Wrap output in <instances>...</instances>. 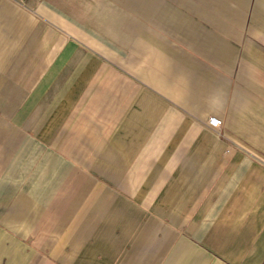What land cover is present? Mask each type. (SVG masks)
<instances>
[{"label": "crops", "instance_id": "crops-1", "mask_svg": "<svg viewBox=\"0 0 264 264\" xmlns=\"http://www.w3.org/2000/svg\"><path fill=\"white\" fill-rule=\"evenodd\" d=\"M2 263L264 264V0H0Z\"/></svg>", "mask_w": 264, "mask_h": 264}, {"label": "rangeland", "instance_id": "rangeland-1", "mask_svg": "<svg viewBox=\"0 0 264 264\" xmlns=\"http://www.w3.org/2000/svg\"><path fill=\"white\" fill-rule=\"evenodd\" d=\"M2 264H9V263H2ZM10 264H14V263H10Z\"/></svg>", "mask_w": 264, "mask_h": 264}, {"label": "built area", "instance_id": "built-area-1", "mask_svg": "<svg viewBox=\"0 0 264 264\" xmlns=\"http://www.w3.org/2000/svg\"><path fill=\"white\" fill-rule=\"evenodd\" d=\"M213 120H214V119H212L211 122H213ZM218 123H220V121H219Z\"/></svg>", "mask_w": 264, "mask_h": 264}]
</instances>
